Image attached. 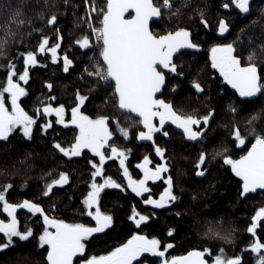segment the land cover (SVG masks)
Listing matches in <instances>:
<instances>
[{"label": "snow or ice", "instance_id": "snow-or-ice-1", "mask_svg": "<svg viewBox=\"0 0 264 264\" xmlns=\"http://www.w3.org/2000/svg\"><path fill=\"white\" fill-rule=\"evenodd\" d=\"M35 2L39 7L29 14L24 0H0V58L12 56L6 64H0V68L6 71L5 81L0 85V143L8 142L15 132L22 133V138L32 141L35 138V128L47 137L54 124L65 128L74 126L75 134L71 141L63 143L54 134L51 149L57 155L62 154L68 162L73 158L83 157L85 150L92 154V158H85L90 165V182L88 191L80 202L79 211L94 223L69 222L65 218L50 215L41 202L32 199L10 202L8 193L14 188V184L9 181L0 185V206L3 213L7 214L6 218L0 219V252L31 238L39 248L47 246L46 264H75L76 261L78 264H141L142 261L143 264H148L145 254L158 258L159 264H243L242 253L247 250L258 254L255 264H264V241L257 235L258 229L264 227V206L255 211L246 226V232L255 239L241 250V254L229 256L223 247H203L193 248L186 255L169 257L166 253L174 247L172 242L162 245L161 239L142 231L155 213L138 211L135 205L132 206V214L128 219L138 230L103 254L88 252L89 238L111 229L115 223L114 215L101 209L105 189H130L142 198L148 193L147 198H143V204L155 208H164L179 199L174 189L182 173L177 172L176 176L172 174L167 149L154 139L157 133L170 136L165 129L168 122L181 130L187 141L202 146L195 163L197 176H205L210 170V159L219 157L240 178V197L247 198L248 194L255 193L257 189L264 190V102L260 108H252V105L264 98V40L257 42L258 37L246 33L247 26L241 28L233 40L213 43L209 48V79H202L205 69L200 68L189 80L197 99L201 96L205 100L211 99L209 93L212 91V84L209 81L212 80L222 81L223 86L217 85L218 94L222 96H228L225 90L228 87L235 90V98L228 100L225 110L232 116V145L241 148V154L236 158L226 144H221L213 148L214 154L210 156L206 150V142L209 140L211 123L216 117V108L208 104L203 113L199 108L185 112L171 98L177 94L179 84H172L169 88L171 79L187 78L184 62L180 58L189 54L187 50H200L203 47L191 28L180 23L184 11L191 7V0H180L179 3L177 0H83L86 16L78 17L74 23L86 24L87 30L74 41V45L93 52L88 57L89 63L78 76L83 81L86 75L91 87L87 92L75 88L70 108H66L64 103L54 106L52 101L57 97L51 95L47 97L49 102L41 101V106L30 114L22 106L21 98L28 95V89L21 82L28 81L29 66L41 64L39 57L48 54L53 63L62 62L65 73L69 71L74 61L67 52L59 51L64 37L58 24L69 5L72 6L74 15L77 7L72 4V0ZM61 3L64 11L61 10ZM251 3L252 0H227L220 6L224 9L234 6L240 14H248ZM192 11L199 17L204 28L210 27L206 7L197 6ZM256 23L257 21H252L253 25ZM156 24H163L165 27H154ZM230 28L231 23L227 18H220L215 30L223 35ZM46 29L55 33L54 38L45 34ZM33 34L40 35L38 45L34 48L25 47L21 51L20 47L24 46L25 39L31 38ZM13 52L15 55H12ZM19 58L23 61L22 72L17 70L15 63ZM191 70L192 65H189L188 72ZM45 84L51 91L53 84L49 81H45ZM101 89L106 93L104 103L111 100L116 111L130 121L127 126L121 123L119 116L105 113L89 115L83 110L92 94H99ZM53 115L54 120L48 119ZM134 126L140 128L135 133V138L139 141H151L153 150L161 161L153 165L150 156L144 155L137 164L142 171L139 178H133L125 163L127 153L131 150L114 142L117 134L128 139L130 129ZM31 155V152L25 153L19 163L27 162ZM113 158L119 161L126 184L105 174V163ZM0 174H3V169H0ZM45 175H51V170ZM97 177H101L103 182H97ZM70 179L69 171H59L57 178L45 181L42 195L47 197L54 194V188L68 185ZM160 180L166 186L159 197L154 198L149 182ZM26 184L27 181L22 186ZM19 209H26L42 218V230L38 236L33 227H20L17 218ZM52 210H57L55 204L52 205ZM176 215L181 213L177 212ZM176 231L175 228H169L168 236L172 237ZM204 234H211L224 243H235V229H223L222 223L215 230L209 228Z\"/></svg>", "mask_w": 264, "mask_h": 264}, {"label": "trees", "instance_id": "trees-1", "mask_svg": "<svg viewBox=\"0 0 264 264\" xmlns=\"http://www.w3.org/2000/svg\"><path fill=\"white\" fill-rule=\"evenodd\" d=\"M177 2L179 3L180 0ZM223 2H227V0H191V7L184 11L180 20L181 25L190 27L197 41L202 43L203 47L200 50H187L189 54L180 58L184 62L187 78L171 79L169 88L172 84H179L177 94L171 98L174 99L177 107L183 108L185 112L191 111L192 108H199L200 112L203 113L208 104L216 108V117L211 123L206 150L211 156L214 154L213 148L215 146L226 144L234 156L238 158L241 154V148H235L232 145L233 138L230 134L232 116L225 110L228 100L235 98L234 93L228 87L225 89L228 96L218 94L217 85L223 86L222 81L212 80L209 81L212 84V91L209 93L211 99L205 100L203 96L197 99L194 89L189 84L191 77L200 68L205 69L202 79L206 81L209 79L211 72L208 71L210 68L208 50L213 43L233 40L240 29L245 28V26H247L245 28L246 33H251L259 38L257 42L264 40V15H262L264 0H252L251 11L248 14H240L234 6L224 9L220 6ZM24 3L29 14L39 7L35 0H24ZM72 4L77 5L75 15L72 6L69 5L66 14L60 17L58 27L64 37L62 48L59 51L67 52L74 64L65 73L62 62L53 63L49 58L50 54H48L39 57L42 61L41 64L29 66V79L26 83L21 82L28 89V95L22 97L21 100L22 106L30 114L35 108L41 106V101L49 102L47 97L51 95L57 97L55 101H52L54 106L64 103L66 108H70L74 89L79 88L82 92H87L88 88L91 87L87 83L88 77L86 75L83 81L79 80L78 76L82 73L84 66L89 63L88 57L93 55V52L74 45V41L87 30L86 24L77 25L74 23L78 17L86 16V7L83 0H72ZM60 6L61 10L64 11L62 3ZM197 6L207 8L209 28H204L199 17L192 11ZM220 18H227L231 23L229 32L223 35L215 30ZM253 20L257 21L255 25L252 24ZM154 27L161 28L165 25L156 24ZM45 34L53 38L55 36V33L48 29H46ZM39 40L40 35L33 34L31 38L25 39L24 46H21L20 50L23 51L25 47H36ZM244 54L246 55L247 52L245 51ZM12 55H15V52ZM8 59H12V56L7 59L0 58V64H6ZM15 63L17 70L22 72V58L17 59ZM189 65H192L191 72H188ZM5 78L6 71L0 68V85L4 83ZM45 81L53 84L51 91L48 90ZM165 94H168L167 90ZM105 95L103 89L100 90L99 94L93 93L83 110L89 115L105 113L119 116L121 123L127 126L130 121L116 111L112 101L109 100L107 104L104 103ZM262 102H264V98L252 105V108H260ZM48 119L54 120L55 117L53 115ZM40 122L43 123V121ZM224 125H228V127ZM241 127H244L243 120H241ZM165 129L169 131L170 136L165 137L162 133H157L154 139L156 143L167 149L166 155L171 159L172 168L170 171L172 174L176 176L177 172L182 173L178 177L177 186L174 189L179 199L164 208H155V206L143 204V198H147L148 193H145L142 198L132 193L130 189L127 191L115 188L105 189L102 193L101 209L112 213L115 223L111 229L104 233L93 234L89 238V254H103L138 230L134 223L128 219L129 215L132 214L133 205L138 211L155 213V216L152 217L147 227L142 228V231L149 236H156L161 239L162 245L172 242L174 247L166 253L169 257L186 255L193 248L203 247L213 249L223 247L229 256L241 254V250L255 239L245 229L255 211L264 206V192L253 194L247 198L240 197L238 193L241 183L233 178L230 166L224 165L219 157L215 160L210 159V170L205 176H196L194 172L195 163L202 146L196 142L187 141L179 129L171 128L168 124L165 125ZM138 130H140L138 126L131 128L128 139L120 137L119 134L114 137L115 143L131 150L127 153L125 163L133 178H139L142 175L137 164L142 161L144 155L150 156L153 165L161 162L153 150L151 141H139L135 138V133ZM34 134L35 138L32 141H27L22 138V133L15 132L10 136L8 142L0 143V169H3V174H0V185L9 181L14 184V188L10 189L8 193L10 202L22 201L25 198L32 199L41 202L50 215L65 218L69 222L94 223L90 217L81 215L79 211L80 202L83 195L88 191V183L90 182V165L86 163L85 158H92V154L85 150L83 157L73 158L71 162H68L67 158L62 157V154L57 155L51 149L52 136L55 134L63 143L70 142L75 134L74 126L65 128L63 125L54 124L47 137L40 133L38 128L34 129ZM28 152H31L32 155L28 157L27 162L19 163V160ZM49 170H51V175H45ZM59 171L70 172L69 184L62 188H54V194L47 197L43 196L45 181L57 178ZM9 173L14 174L10 175ZM105 174L113 176L122 184L127 183V180L122 178V169L119 161L115 158L106 161ZM96 179L97 182H103L101 177ZM25 181H27L26 186H22ZM165 186L163 180L154 183L149 182L154 198L159 197ZM53 204L57 207L56 211L52 210ZM177 212L181 215L177 216ZM6 217L7 214L3 213L2 206H0V219ZM17 218L21 228L26 225L31 226L35 229L36 235H39L42 230V218L29 213L26 209H19ZM218 222L222 223L223 229H235L234 244L224 243L211 234L207 236L204 234L209 228L215 230L220 227L221 223ZM169 228L177 230L172 237L168 236ZM257 235L264 241V227L258 229ZM46 247L39 248L37 242L31 238L29 241L18 242L16 246L0 252V264H46ZM242 254L243 264H255L258 258V254L250 250L244 251ZM146 257L148 264H154L157 260L155 257L147 255ZM75 264H78V261Z\"/></svg>", "mask_w": 264, "mask_h": 264}, {"label": "water", "instance_id": "water-1", "mask_svg": "<svg viewBox=\"0 0 264 264\" xmlns=\"http://www.w3.org/2000/svg\"><path fill=\"white\" fill-rule=\"evenodd\" d=\"M231 90H232L233 93H235V90H233V89H231ZM133 117L135 118V114H133ZM167 124H168L171 128H176L175 125H172L170 122H168ZM176 129H177V128H176ZM230 170H231V168H230ZM231 174H232V176H233L234 179H236L237 181H239L240 183H242L239 177H236L235 174L232 173V172H231ZM64 186H65V185H64ZM64 186H63V187H64ZM240 186H241V185H240ZM57 187H59V186H57ZM59 188H60V187H59ZM263 192H264V190L257 189V191H256L255 193H250V194L247 195V197H248V196H252L253 194L263 193Z\"/></svg>", "mask_w": 264, "mask_h": 264}, {"label": "rangeland", "instance_id": "rangeland-1", "mask_svg": "<svg viewBox=\"0 0 264 264\" xmlns=\"http://www.w3.org/2000/svg\"><path fill=\"white\" fill-rule=\"evenodd\" d=\"M178 1V0H177ZM92 56V55H91ZM151 166V165H150ZM139 169V168H138ZM140 170V169H139ZM140 172H141V174H142V171L140 170ZM195 172V171H194ZM196 174V173H195ZM197 176V175H196ZM150 183H154V182H152V181H150ZM0 235H2V234H0ZM149 256V257H153L151 254H145V256ZM156 258V257H155ZM157 260H156V262L154 263V264H159V259L158 258H156Z\"/></svg>", "mask_w": 264, "mask_h": 264}, {"label": "flooded vegetation", "instance_id": "flooded-vegetation-1", "mask_svg": "<svg viewBox=\"0 0 264 264\" xmlns=\"http://www.w3.org/2000/svg\"><path fill=\"white\" fill-rule=\"evenodd\" d=\"M230 88V87H229ZM231 89V88H230ZM232 91V90H231Z\"/></svg>", "mask_w": 264, "mask_h": 264}]
</instances>
